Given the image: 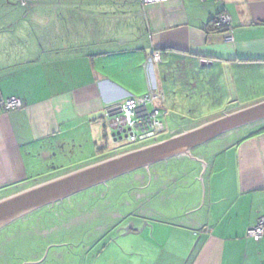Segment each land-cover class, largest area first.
<instances>
[{"label": "crops", "instance_id": "obj_1", "mask_svg": "<svg viewBox=\"0 0 264 264\" xmlns=\"http://www.w3.org/2000/svg\"><path fill=\"white\" fill-rule=\"evenodd\" d=\"M222 13L232 18L230 31L212 27ZM247 70H258L264 85V0H0V198L112 156L121 140L106 112L129 97H164L157 102L167 112L164 140L201 124H187L192 110L180 104L210 96L212 85L227 91L224 102L238 100ZM11 97L23 106L6 112L2 102ZM251 129L161 162L166 176L113 180L127 193L116 190L108 211L57 219L81 227L76 255L66 245L47 249L54 243L42 237L54 222L48 206L16 220L0 229V264H98L112 248L111 264L137 257L141 264H264V237L247 236L264 217V127ZM170 201L178 205L163 209ZM109 214L122 216L119 226H152L131 233L134 240L104 235L99 226Z\"/></svg>", "mask_w": 264, "mask_h": 264}, {"label": "water", "instance_id": "obj_2", "mask_svg": "<svg viewBox=\"0 0 264 264\" xmlns=\"http://www.w3.org/2000/svg\"><path fill=\"white\" fill-rule=\"evenodd\" d=\"M262 122H264V100L226 112L215 119L179 131L164 140L117 153L0 198V229L44 207L134 172L149 169L151 166L167 162L175 157L190 155L195 148L211 140ZM108 128L113 131V137L119 135L117 124H110ZM124 137L121 135L115 140L122 141ZM147 224L146 221L144 226L137 227L134 222H131L124 230L126 234H140Z\"/></svg>", "mask_w": 264, "mask_h": 264}, {"label": "built area", "instance_id": "obj_3", "mask_svg": "<svg viewBox=\"0 0 264 264\" xmlns=\"http://www.w3.org/2000/svg\"><path fill=\"white\" fill-rule=\"evenodd\" d=\"M25 5L26 1L21 0ZM145 4L164 2L167 0H141ZM232 18L228 14L222 13L214 20L216 28L231 30ZM229 33V32H228ZM226 41H233L232 34L226 36ZM152 59L155 62L161 60L159 51H152ZM158 101H164V97L155 91L141 97H129L123 104L111 107L107 110L106 116L110 117L118 125L119 136H125L128 142L145 144L147 141H158L166 131L164 117L167 112L157 105ZM23 102L18 97H11L2 102V107L6 112L19 109ZM247 236L259 241L264 237V217L260 218L255 226L247 230Z\"/></svg>", "mask_w": 264, "mask_h": 264}, {"label": "flooded vegetation", "instance_id": "obj_4", "mask_svg": "<svg viewBox=\"0 0 264 264\" xmlns=\"http://www.w3.org/2000/svg\"><path fill=\"white\" fill-rule=\"evenodd\" d=\"M173 132H174V130L169 129V130H167L166 135L170 136V135H172ZM115 151L116 150L114 149L113 152H115ZM163 166H164L163 163L158 164V165H154V166H151L149 169H144V170L139 171V172H134L130 175L125 176L124 178H126L128 180H132V179L136 178V175L138 173H144V175L148 176V178L151 177L152 179H154L157 177L158 172L160 173V170L166 171L165 167H163ZM119 184H121V183H119ZM116 190L119 191L118 192L119 194H124L125 192L127 193V190H125L124 186L123 187L122 186L117 187L116 183L111 181L105 185H100V186H97V187L92 188L90 190H87L83 193L78 194V197L81 199L85 198V197L90 198V204L84 202L83 200L80 201L77 197L73 196V197L66 199L64 201H61L59 203H55L53 205L48 206L47 209L45 210V212L47 214L51 213L54 215V217H53L54 222H53V226H50L51 228L48 230V233L43 232L42 237L44 239H47L49 242L50 241L49 237L51 236V238H54L53 239L54 243L49 244L47 246V249L50 248L51 246L62 247V246L66 245L70 248L69 252L72 251L76 255L78 252H77V250H74V249H77L81 244V240H79V236H78V231L81 227L77 228L76 222H72V224H68V222H66V223H64V225L62 227L59 224H57L58 222L56 220L58 219V220L64 222L65 220H63V217L72 216V214L77 213L78 211H82V210H85L87 212V214L88 213L91 214L92 212L90 210H93L94 208H95L94 212L96 210H99V209H100V212L108 211V209H110L114 206V204H111V199L114 198V194L117 192ZM68 213H69V215H68ZM121 217H119V221H118V219L116 220V218L114 217L113 214H109L108 217L105 216L104 219L102 218L101 219L102 224H101V226H99V227H101V230L103 232L102 234H104V235L108 234L109 235L112 232H120L121 236L128 235V234H126L124 228H127L129 226V224L133 221L129 220L125 225L119 226L120 221L122 222ZM31 220H33L36 224H38V220L41 221L40 218H38V217L37 218H31ZM89 223H92L89 226L90 230L96 229L95 223H93L91 221ZM64 226H65V228H64ZM116 237H118V236L117 235H115V236L110 235V239L113 241H115L114 239ZM107 244H108V241L106 242L105 246ZM45 264H47V263H45Z\"/></svg>", "mask_w": 264, "mask_h": 264}, {"label": "rangeland", "instance_id": "obj_5", "mask_svg": "<svg viewBox=\"0 0 264 264\" xmlns=\"http://www.w3.org/2000/svg\"><path fill=\"white\" fill-rule=\"evenodd\" d=\"M243 75H245L243 78V79H245V81H244V86L242 89V94H241L240 98L238 100H235L234 102L233 101L224 102V100L222 98H224L223 97L224 95H227V91H225V90L221 91L220 87H218L216 85H212L210 87L209 93L212 91L213 94H211L210 96L207 95L205 98H203L202 96H201V98L199 96H197L193 102H190V104H186V105L180 104L179 107L181 109L192 110L190 117L193 118L194 121H185V122L187 124L203 123L205 121H209L206 119H207V117H209V115H207V114H209V112L211 110H215L218 108L235 110L237 108L246 107V106H249L253 103L262 101L263 100L262 98H257V97H260V95L262 96L264 94V85L261 84L260 82H258V80H257V79H259V76L261 74L258 73V70H254V71L247 70L245 73H243ZM220 93H223V94H220ZM203 116L206 117V119L205 120H199ZM196 118L198 120H196ZM164 121L166 122V119H164ZM169 122H170V120H169ZM166 124H168V123L166 122ZM260 127H264V123H259L258 125L252 126L251 130L257 129ZM154 142H157V141H147L144 145L154 143ZM118 143H119L118 145H115L116 151L112 152L114 155L116 153H122V152H125L127 150L133 149L134 146L141 145L138 142L137 143L128 142L126 139H123L122 141H119ZM113 154H107V155L109 156V155H113ZM160 173L163 176H166V175H164L163 170H160ZM190 187L191 188L189 190H192L193 186H190ZM155 203H156V200H154L152 202L153 205H155ZM175 205H178V204L170 201L168 204V207L162 206V208L163 209H170V208L174 207ZM145 222L146 221H144L140 227L144 226ZM147 225H149V227L152 226L149 223ZM112 233L115 234V232H112ZM130 236H132V235L131 234L126 235V237H130ZM130 239L134 240L135 236L130 237ZM136 239H138V238H136ZM114 251L116 252V249H113V248L111 250L105 251V253L101 256L102 262H100L98 264H111L110 261L114 257ZM151 254H152V256L155 255L153 252H151ZM144 259L141 257H137L135 259V264H141V262H143ZM94 264H96V263H94Z\"/></svg>", "mask_w": 264, "mask_h": 264}, {"label": "trees", "instance_id": "obj_6", "mask_svg": "<svg viewBox=\"0 0 264 264\" xmlns=\"http://www.w3.org/2000/svg\"><path fill=\"white\" fill-rule=\"evenodd\" d=\"M26 1V0H25ZM26 5V4H25ZM215 20V19H214ZM214 20H212V22H211V24H212V27H214L215 28V25H214ZM220 31L221 30H223V31H226V29H224V28H218ZM134 148H136L135 146H134Z\"/></svg>", "mask_w": 264, "mask_h": 264}]
</instances>
